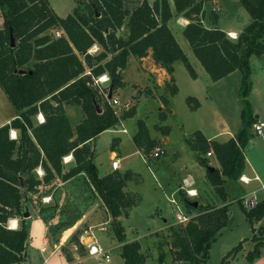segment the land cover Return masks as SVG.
Masks as SVG:
<instances>
[{
	"label": "trees",
	"instance_id": "obj_1",
	"mask_svg": "<svg viewBox=\"0 0 264 264\" xmlns=\"http://www.w3.org/2000/svg\"><path fill=\"white\" fill-rule=\"evenodd\" d=\"M175 10L189 19L183 28L196 58L213 81L239 70V96L242 104L241 126L227 141L207 140L200 130L186 138L201 165H207V152L214 153L220 168L207 169V181L213 186L219 205L199 206L197 215L186 224L170 225L173 259L188 264H206L209 247L220 229L227 224L228 206L225 181H237L245 168L244 149L252 138L256 122L249 95L252 90L250 57L264 56V0H239L250 16L236 39L202 22L206 0H173ZM98 12V15L96 14ZM218 12H211V24L218 22ZM0 87L17 111V116L0 126V264L19 263L25 258L27 218L23 217L24 197L41 183L56 176L63 180L85 173L111 220L110 231L121 242L120 255L124 264H145L138 240L127 241L118 217L128 215L135 203L125 187L133 172L113 170L100 176L93 161L92 141L119 120L135 115V107L117 114L109 104L106 92L98 93L94 78L106 73L109 90L125 85L122 71L129 58H142L152 50V58L170 76L165 88L170 96L177 93L173 64L181 61L191 77L196 72L167 25L172 17L168 0H141L131 10L122 0H78L65 17L55 13L48 0H0ZM128 25V34L118 31ZM52 29L62 30L60 36ZM13 40V43H12ZM98 43L101 51L90 54L88 49ZM20 69L25 73H19ZM88 69V70H87ZM108 93V91H107ZM191 110L200 105L193 96L185 99ZM165 106L169 100L162 98ZM67 105L80 107L83 118L74 127L66 113ZM97 105L101 112H97ZM42 113L43 122L34 121ZM134 143L145 151L156 146L144 121H137ZM18 129L19 139L10 138V129ZM169 127L162 131L168 134ZM72 154L74 165L64 171L63 157ZM41 167L43 175L34 171ZM24 184V187L22 186ZM253 225L264 218V198L256 207L246 210ZM182 201L194 208L185 195ZM10 217L18 218L17 228H9ZM254 230V228H252ZM253 249L246 259L252 262L264 248V238H253ZM242 248L241 242L222 259L227 264ZM162 260V258H160ZM162 264H165L162 262Z\"/></svg>",
	"mask_w": 264,
	"mask_h": 264
},
{
	"label": "rangeland",
	"instance_id": "obj_2",
	"mask_svg": "<svg viewBox=\"0 0 264 264\" xmlns=\"http://www.w3.org/2000/svg\"><path fill=\"white\" fill-rule=\"evenodd\" d=\"M52 5L59 9L58 7H65L68 8L71 3H74V0H51ZM78 0H75L77 3ZM237 1V0H236ZM240 6L243 9V6L239 1L235 3L233 0H223V11H222V21L221 24H233L234 21L236 22H242V15L240 14L239 8ZM131 8V6H129ZM209 12V15L211 12H220L219 5L216 3H213ZM245 12V11H244ZM206 14L204 11V14L202 16L204 22L206 21ZM246 16L248 15L245 12ZM250 20V19H249ZM2 17L0 15V27L2 26ZM57 29H52L49 32L53 35H56ZM227 34V33H226ZM183 38V37H182ZM183 40H185L183 38ZM186 42V48L191 52V49L189 47V44ZM250 67H251V79L253 82L252 90L249 95V100L252 105V110L254 112V116L258 115L259 121L264 122V56L257 57L255 55H252L250 57ZM88 70V69H87ZM178 82L180 85V92L175 96L174 99L171 100V104L169 108L174 109L173 114H168L167 112V106L164 107L160 113L157 112V106L160 104L158 100H153L150 96L145 95V88L144 86H141L139 82V73L136 69V64L133 62H130L127 66V69L125 71V80L129 81V87L126 90H122L121 88H117L113 92V96H118L121 102H125L128 105L126 107H123L122 109H119V107L114 106L116 110H118V113L120 114L121 111L135 107L139 105V115L140 119H144L149 121L151 128L155 129L158 128V124H163L161 127L162 129L166 126H170L171 128V136L170 141L171 143H176L180 141L181 139L186 140V138H189L194 131L200 129H204L206 133H212L222 127V125L227 124L228 127L231 129V131H237L241 126V109L242 104L239 96V86L241 81V73L239 70H236L232 75L229 77L223 79L222 81L216 82V83H208L204 82V79L199 81V88L201 89L202 96L201 99L203 101L202 108L197 111H192L189 106L187 105L185 99L187 96H190L192 94L193 88L191 86V81H188L186 78L187 71L183 69V71H178ZM188 76V75H187ZM189 77V76H188ZM191 80V79H190ZM138 84V89H134L133 84ZM96 82H93V85H96ZM150 87V86H149ZM154 92L157 94L158 97H160V93H163V89L158 90L156 87L154 88V85L152 86ZM96 88L98 90V93H101L102 95L104 92H109V81L106 82H99L98 85H96ZM143 88V89H142ZM157 89V90H156ZM152 91V90H151ZM140 93L144 95L142 99L140 98ZM166 93H169L166 90ZM208 94V98L204 96V94ZM194 97V96H193ZM195 98V97H194ZM0 106H2L0 104ZM70 108V114L72 117L76 118L78 115V109L76 107H69ZM147 115V116H144ZM161 115H164L168 118L163 122V118H160ZM158 116V118L156 117ZM73 119V118H72ZM160 120V121H157ZM138 120V119H137ZM156 120V123L153 124V122ZM37 121V119H35ZM136 121V119H135ZM134 121V123H136ZM163 122V123H162ZM152 129V130H153ZM251 131L253 133L252 138L247 145V147L244 149V155L247 160V166L248 169L246 170V173H248V176H254L258 175V177L261 179L262 184L264 183V134L263 136L257 135L253 132L252 127ZM264 132V127H263ZM111 133L105 132L101 133L95 140L96 144V150L99 153L96 158V163L100 168L105 166V163L107 162V146H108V139ZM222 138V137H219ZM162 146V145H160ZM173 150V148L171 149ZM170 154L171 151H167V154ZM166 155H162L160 157H152V158H158L160 161H164L166 165L170 163V160H168V157ZM163 157V158H162ZM183 159L187 160L186 154L184 152ZM69 161V159H66ZM63 163L65 168L68 169L71 166L74 165V159L70 162ZM159 161V162H160ZM152 163L148 164L152 172L154 171V175L152 176L149 168L146 167L143 163L137 164V169L140 170V173L142 176L145 177V184L142 186H139L136 184V182H131V188L135 192H139L140 196H142V201L139 205V208L136 210H133L128 218H126L124 221L126 229V234L128 237L139 240L141 244L140 251L146 256L145 264H188L187 262L183 261H176L173 259V253L171 249V230L164 226H162L160 229L158 228L159 221H162V218H166L171 222H174L172 224L175 225H182L183 223H180L177 221L175 217L176 212V206L172 202L168 201L165 197H163L162 190L166 189L164 188L161 178L157 177L156 168L153 165L154 163H159L157 159H152ZM212 162L215 161L212 159ZM160 171H164L167 173V166H161L158 167ZM168 168H170L168 166ZM254 170L252 172L251 170ZM156 172V173H155ZM34 173L39 177L40 174L37 170L34 171ZM159 174V173H158ZM160 175V174H159ZM84 177V176H83ZM155 177V178H154ZM84 182L85 181V178ZM152 182V183H151ZM240 181H226L224 184V187L227 192V202L229 203L228 206V221L225 226H223L219 233L217 234L216 239L211 243L209 247V258L207 260L206 264H221L222 259L224 256L237 244L240 242L242 243V247L237 253L234 259L229 258V262L227 264H264V250H261V256L260 258L254 260L253 262H249L246 259V254L249 250L253 249V238H264V218L261 220V222H256V227L254 230H252V225L247 219L244 211L242 210L241 203L238 201V196L241 194H244V190L242 189ZM260 181L253 180L250 183L246 184V188L252 189L256 188L257 186H260ZM153 185V187L151 185ZM55 184L48 185V187H45L41 190H36L30 194H28V200H27V207L29 208L28 204L30 201V205L33 206L35 209H40V211L44 209H49L50 212H53L59 216H51L54 219V224H52V231L51 235L54 236V239L58 240V235H54V232H61L62 229L68 227V225H73L76 223L77 220L83 217L86 213V209L82 204H80L79 207L76 206L75 202L73 200L67 199V196L64 198H55L54 204L49 201L47 203L48 207H42V203L40 200V196L42 193H48L47 190H53ZM195 186V185H193ZM204 186V185H203ZM175 188H172L171 190H174ZM46 192H43L45 191ZM205 190V191H204ZM203 192H198V195L195 198L189 199L188 193L186 190L180 189L179 192L176 190V199L180 200L183 195H185L191 202L196 201L198 202V206L201 205H219L220 201L215 194V191L211 187L204 188ZM156 192V193H155ZM70 194V192H67ZM74 193V192H73ZM78 193V192H76ZM57 194V193H56ZM82 196L88 197V201L90 204L94 205V208L87 214L88 221L85 224H81L80 226H87V223H98L103 221L107 218V211L103 209L102 203H100V200L98 199L95 192H80ZM264 194V190H258L257 196L260 198L261 195ZM96 199V201H95ZM158 203L159 209L157 210L154 208V202ZM182 200V199H181ZM179 201L180 207L182 210H186L189 212V214H192L194 209L188 208L185 206V204L182 201ZM243 204V198L241 200ZM155 203V205H157ZM53 204V205H52ZM195 208V207H194ZM197 208V207H196ZM85 209V210H84ZM29 210V209H28ZM156 211V214H160V210L162 212V216H149V213H152ZM49 214V213H47ZM52 215V213H50ZM158 219H160L158 221ZM12 221V220H11ZM177 222V223H176ZM9 225H12L11 222ZM131 226V228H130ZM160 226V225H159ZM84 227H81V230ZM110 228V225L108 226ZM157 229L156 231H154ZM108 233H111L110 230L107 231ZM100 237L104 236V232H99ZM67 234V233H65ZM105 237V236H104ZM104 237L101 239V242L106 245V239ZM72 242H76V238L73 237ZM117 242L115 240L111 241V253H110V260L108 262H105L102 259L95 258L93 256L85 255V256H78L77 254L73 255V258L71 257L72 253L66 254L67 259L69 261H73L71 264H124V260H122L121 255L118 254V249L115 247V244ZM108 245V244H107ZM108 247V246H107ZM75 252V251H74ZM79 252V251H78ZM82 255V254H81ZM76 257V259H75ZM58 258V259H57ZM162 258V260H160ZM43 256H41L38 252L36 257L33 258L32 262L28 264H42L43 262ZM61 257L56 256L52 259L49 264H60Z\"/></svg>",
	"mask_w": 264,
	"mask_h": 264
},
{
	"label": "crops",
	"instance_id": "obj_3",
	"mask_svg": "<svg viewBox=\"0 0 264 264\" xmlns=\"http://www.w3.org/2000/svg\"><path fill=\"white\" fill-rule=\"evenodd\" d=\"M48 1H49L50 6L52 7V9L55 11V13H57V15H59L61 17H65L67 14L71 13L73 8L77 5V3L74 0V3H71V5L68 8L59 6L58 7L59 9H56L52 5V1L51 0H48ZM122 1L124 4V7L131 10L133 7H135L137 4H139L141 0H122ZM233 1H235V3H237V1H239V0H237V1L233 0ZM148 2L150 4H152L154 2V0H148ZM168 2H169L170 9L172 12V17L168 20L167 25L170 28V30L172 31L176 41L178 42V44L180 45V47L182 48V50L186 54L191 65L193 66V68L196 72V77L195 78L191 77V75L189 74V72L187 71V69L185 68L184 64L181 61H179V60L175 61L173 64V67H174L173 78H174V84L177 86V93L173 96H170L169 93H166V88H165V83L170 80V76L166 72V70L160 66L159 63H156L154 61V59L152 58V50L151 49L148 50V55L145 57L136 58L134 56H131L129 58L128 65L130 62H133V61L136 64V69L139 73V82L138 83H140L141 86H144V88L146 86V88L144 89L145 95L148 94L147 96H150L153 100H158L160 102V104L157 106V109H156L157 112H159V113L161 111H164L162 109L164 107H166L162 102L163 97H166L170 103L171 100L174 99L177 94H179L180 85L178 82V74L177 73H178V71H183V69H185V71H187V74H185L186 78L188 79V81H191V86L193 88L192 94L190 96H194L200 103L198 108H196L195 110H192V111H197V110L202 108V104H203V101L201 99L202 92H201V89L199 88V81L201 79L202 80L204 79V82H206V83H208V81H210L209 83H216V82L222 81L223 79L229 77L236 70L231 72L230 74H228L227 76H225L224 78H222L218 81H213L209 77V75L207 74V72L205 71L203 66L201 65L200 61L194 55L188 40L183 35V28L189 22V19L187 17H185L182 13L176 12L173 0H168ZM213 3H216L217 5H219V8H220V12L218 14V22L216 25L211 24V22L209 20V16H210L209 12L211 10L209 8L211 7V5ZM129 6H131V8H129ZM238 8H239L240 14L242 15V22L234 21L233 24L229 23L227 25L226 24L222 25L221 21H222V11H223V0H206V2L204 4V11H205V13L207 12L206 17H205L206 21L204 22V20L202 18V22L207 27L216 26V27L220 28L221 30L225 31L227 34L232 32L235 34V36H238V34L243 29V27L247 23H249V21H250L249 19H251L249 14L247 13V11L244 9V7H243L244 10H242V8L240 6H238ZM244 11L248 14L247 16H246ZM121 33L123 34V29L118 31V34H121ZM182 37L185 40H183ZM185 41L188 42L189 47L191 49V52L186 48L187 44ZM101 49H100V51H101ZM99 52H97V53H99ZM126 69H127V67L122 71L123 81L125 83V85L123 87H121L122 90L123 89L126 90L130 85L129 81L125 80V77H124ZM153 85H154V88L156 87L158 90L163 89V93L162 92L160 93V95H161L160 97H158L157 94L154 92L153 87H152ZM133 87H134V89L137 90L139 86H138V84L134 83ZM113 92L114 91H112V96H113ZM139 96L141 99H142V97H144V95H142V93H140ZM204 96L206 97V99L208 98L207 93L204 94ZM115 98H118V96L115 95ZM144 99H146V98L144 97ZM0 104L2 105V106H0V126H2L3 124L9 123L13 118H15L17 116V111L14 109V107L12 106L10 101L8 100L6 94L3 92L1 87H0ZM170 104H169V106H170ZM73 106L78 109V113H77L78 116L76 118L72 117L70 112H69L70 111L69 107H73ZM73 106L67 105L66 106V113L68 115V118L70 120L71 125L74 127L76 124H78L81 121V119L83 118V115H82V112H81V109L79 106H77V105H73ZM169 106L167 108L168 109L167 112H168V114H173L174 109L169 108ZM112 107L114 108V106H112ZM122 108H119V109H122ZM139 114H140L139 113V105H137L135 108V115L134 116L126 118V119H121V120H119V122L116 125H114L108 129L104 130L103 132H101V133H105V132L111 133L109 136V139H108V143H107L108 144V146H107V151H108L107 159L108 160L105 163V166L102 168H100L98 166V164L96 163L97 155H99L100 152H98L96 150V144L94 142V140L101 133L98 136H96L94 138V140L92 141L93 161L98 168V173L100 176H104V175L110 173L111 171H113L111 169L112 157H117L120 160L119 167L117 170H119L121 172H124L126 170H131L133 172L131 179L127 181V185L125 187V190L134 195L135 203L131 207V209L129 210L128 215H126V216L122 215V216L118 217L119 221L121 222L122 226L125 229V233H126L127 227L124 224V222H125L124 220L130 216V214L133 210H136L137 208H139V205L142 201V196H140L139 192H135L131 188L130 183L134 181L139 186H142L145 184V177L141 175L140 170L137 169L136 166L138 163L145 164L146 167L149 168V171H150L151 175L153 176L154 171L152 172V170L150 169L148 164L152 163L151 162L152 159H155V160L157 159L158 162L160 161V160H158V158H152V157H154L152 155V150L155 146L153 148H151L149 151H145L144 145L141 147H138L134 143L133 136L138 130V126H137L138 120L144 121L145 125L148 128L149 136L156 140V143H157L156 146L162 145L161 147L163 148L164 151L160 156L166 155L167 151H171V156L169 153L166 156V157H168V160H170L169 164L166 165L165 163H163L164 161L162 160L159 163H154L153 165L156 168L157 177H159V179L161 178V182H162L164 188H166V189L162 190L163 191L162 192L163 197H165L170 202H172L171 199H175V201H176V203L172 202L176 206L175 217L177 216V213L179 211H181V213L184 214L185 216L189 217V220H190V218H192L193 216L198 214V212H199L198 208L200 206V205L199 206L197 205L196 206L197 209L193 210V211H197V212H193L192 214H189V212L186 210H182L180 207V204H179V201L182 199V197L180 200L176 199V197H177V195L175 194L176 190H178V192H179L180 189H183V190H186L187 188L195 189L196 194H193V195L188 194L189 199L195 198L198 195V192H203L204 188L208 189L209 187H211L213 189V186L207 181V177H206L207 169H209V168H213V169L220 168L219 161L213 152L210 156H207V154H206V156L209 160L207 165L206 166L201 165L196 160V158L194 156L195 153L192 149H190L189 145L186 143L185 138H184V140L181 139L180 141H178L176 143H171V141H170V136H171L170 126H168L169 127L168 134H164L162 131H164L166 127L162 129L161 126L163 124L160 123L158 125H155L154 124V123H156V120H155L153 122V124L155 126H158V128L155 127V129H153V128H151L149 121L144 120L143 118L140 119L142 116L140 117ZM144 116H147V115H144ZM156 117L158 118V116H156ZM160 118H163L164 119L163 122H164L168 118V115H167V117H165L164 115H161ZM255 118H258V115H256ZM35 119H37L36 122L40 123V122L44 121V116L42 113H38L34 117V121H35ZM135 119H136V121H135ZM134 121L136 123H134ZM157 121H160V120L157 119ZM256 121H259V120L257 119ZM123 129H125L126 131H124ZM16 130H17L18 139H19L20 132L18 129H16ZM198 130H200L204 134V136L207 138V140H216V141H220V142L227 141L230 137H232L236 133L235 131L234 132L231 131V129L228 127L227 124L222 125V127L220 129H218L212 133H209V134L206 133L204 131V129L202 130L199 128ZM219 137H222V138H219ZM172 148H173V150H171ZM184 152L186 154L187 160L183 159ZM67 156H69L68 159L71 157V159H70V161H71L73 158L72 154H68ZM160 156H158V157H160ZM212 159L215 161L214 163L212 162ZM245 159H246V157H245ZM70 161H68V162H70ZM245 161H246L245 162L246 164H245L243 174L248 175V173H246V170L248 169L247 160H245ZM63 163H66V162H63ZM161 163H162V166H165V167L167 166V173H165L164 171H160V169L158 168L159 166H161ZM168 166L170 168H168ZM65 170H67V169L64 166V171ZM251 171L255 173V171L253 169ZM83 178H85L86 182H84ZM259 181H260L259 182L260 186H257L256 188H252L249 190L246 188V186H245L246 184H242L241 182H239L242 189L244 190L243 191L244 194H241L238 197L244 198L252 190H256L257 192H258V190H264V187H263L264 183L262 184L261 179ZM225 183H226V181H225ZM53 184H55L53 190H47L48 193H42L40 196V200H41V203L43 205L42 207H48L47 203L49 201H51L53 203L55 198H58V197L64 198L65 196H67L66 200L67 199L73 200L77 207H79L80 204H82V206H84V208L86 209V212H85L86 214L83 215L82 218L77 220L75 224L68 225V227L62 229L61 232H54V235H58L57 237H59L58 240L57 239L55 240L54 236L51 235V232L54 231V230L52 231V224L55 223L54 219L51 216H53V215L59 216L58 213L56 215L55 213L50 212L51 211L50 208L44 209L42 211H40V209H38V208L34 209L33 206L30 205V201H29V204H28L29 208L28 207L27 208L29 209L28 211L30 213V216L27 218V225L28 226H27V238L25 241V247H26L25 258L19 263H12V264H28V263L32 262L33 258L36 257L38 252L44 258L42 264H49V262H51L52 259L58 255H59V257H61L60 264H71L73 261H69L67 259L66 254L72 253V255H71L72 258H73L74 254H77L78 256L88 255L87 251L83 248L79 252H74V250L72 249V246L75 243L79 242V236L83 233V229L86 227H89V226L92 227V230H93L95 236L97 237L99 243L101 244V246L104 247L105 249H108L110 251V253H111L112 249H111V246L109 243H111V241L115 240L117 242L115 244V247L118 249V254L120 255V246L122 243L119 242L114 237V235L112 233L107 232L110 230V228H108V226H109V221L111 220V217L109 216L105 205L103 204L99 195L96 193L92 184L89 182L85 173H83V172L79 173V174H77V175H75L69 179H66V180H63L61 177L56 176L52 181H50L48 183H41L36 188V190L37 189L41 190L45 187H48V185H53ZM193 185H195V186H193ZM151 186L153 187V185H151ZM175 187H176V189L171 190L172 188H175ZM213 191H214V189H213ZM225 191L228 192V190H226V189H225ZM43 192H46V190ZM67 192H70V194ZM76 192H78V193H76ZM80 192H95L98 199L100 200V203H102V205H103L102 206L103 209H105L107 211V218L101 222H98V223L89 222V223H87V226H80L81 224H85L88 221L87 214L92 210V208H94V205L87 202L88 197L82 196V194H80ZM63 194L65 196H63ZM175 195H176V197H175ZM46 196H50L51 198L49 201L43 202L42 197H46ZM263 198H264V194L261 195L259 200H261ZM95 201H96V199H95ZM155 203H157L156 200H155L153 206H155L154 208H156L158 210L159 209L158 203H157V205H155ZM47 213H49V214H47ZM50 213H52V215ZM148 215L151 217L162 216V212L160 210V214L157 215L156 211L153 210V212L149 213ZM13 219L17 220L16 226L11 227V225H9V223L10 222L12 223L11 220H13ZM159 220L160 219H158V221ZM261 220L259 222H261ZM172 223H174V222H171L166 218H162V221L161 220L159 221L160 226L158 225L157 229H160L164 225L166 227H168L170 225H174ZM186 223L187 222H184L183 224H186ZM18 224H19L18 218H16V217H10L9 218V220H8L9 228L15 229L18 227ZM162 224H164V225H162ZM81 227H84V228H82V230H81ZM255 227H256V222H254L252 225V228H255ZM130 228H131V226H130ZM157 229H155L154 231H156ZM99 232H104L105 237L104 236L100 237ZM65 233H67V234H65ZM73 237L76 238L75 243L72 242ZM103 237H104V239H106L105 240L106 245H104L101 242V239ZM126 240L132 241V240H138V238L133 239V238L128 237L126 234ZM254 243H255V241L253 242V246H254ZM241 245H242V243H241ZM262 249L264 250V248H262ZM260 256H261V253H260L259 257H257L256 259L260 258ZM234 258H232V259H234ZM75 259H76V257H75ZM256 259H254V260H256ZM122 260H123V258H122Z\"/></svg>",
	"mask_w": 264,
	"mask_h": 264
},
{
	"label": "built area",
	"instance_id": "obj_4",
	"mask_svg": "<svg viewBox=\"0 0 264 264\" xmlns=\"http://www.w3.org/2000/svg\"><path fill=\"white\" fill-rule=\"evenodd\" d=\"M62 33H63L62 30H56V36H60ZM227 36L231 39L237 38V36H235V34L232 32L228 33ZM100 49H101V46L98 43H94L88 49V52L90 54H97V52H99ZM106 81H109V76L106 73H103V74L97 76L96 78H94V82L97 83L96 85H98L99 82H106ZM107 94L108 93H105L106 97H107ZM107 100L111 106H116L119 108L126 107L128 105L125 102H121L118 98H115L114 96H111V98H109V99L107 98ZM115 112L117 114H119L118 110H116V109H115ZM263 127H264L263 121H256L252 125V130L257 135L263 136V134H264ZM123 130L126 131L125 129H123ZM9 135H10V138H12V139H16V140L18 139V134H17L16 129L11 128ZM163 151L164 150L161 146H155L152 150V155L154 157H158L163 153ZM211 154H212V151L207 152V156H210ZM68 157L69 156H67V155L64 156L63 162H67L68 160H66V159H68ZM70 159H71V157L69 158V161H70ZM119 163H120L119 158L112 157L111 169L112 170L118 169ZM36 170L38 171V173L40 174V177H41L43 175V170L41 169V167H38ZM238 180L242 184H248L253 180L259 181L260 179H259L258 175L248 176V175L242 173L241 176L238 178ZM186 192L190 195H193V192H194V194H196V190L192 189V188H187ZM50 198H51L50 196L42 197V201L47 202L50 200ZM171 201L173 203H176L175 199H171ZM258 202H259V198L257 196L256 190H252L243 198V206L246 210H252L253 208L256 207ZM176 219L180 223H184V222L189 221V217L182 214L181 211H179L177 213ZM82 248L87 251V254L89 256H93L95 258L102 259L105 262H108L110 260V251L101 246V244L99 243L97 237L95 236V234L92 230V227H90V226L83 229V233L79 236V242L75 243L72 246V249L75 252L80 251Z\"/></svg>",
	"mask_w": 264,
	"mask_h": 264
},
{
	"label": "water",
	"instance_id": "obj_5",
	"mask_svg": "<svg viewBox=\"0 0 264 264\" xmlns=\"http://www.w3.org/2000/svg\"><path fill=\"white\" fill-rule=\"evenodd\" d=\"M96 14L98 15V12ZM128 29H129L128 25H125L124 28H123V35L124 36H127ZM12 43H13V40H12ZM18 72L19 73H25L26 71L23 70V69H20ZM111 96H112V89L109 90V92L107 94V98L109 99V98H111ZM97 112H101V107L98 106V105H97ZM92 156H93V153H92ZM210 170H213V168H210ZM22 186L24 187V184H22ZM23 200H24L23 217L24 218H28L30 216V213H29L28 208H27V198H26V196L24 197ZM191 204H192V206L196 207L198 205V202L193 201V202H191Z\"/></svg>",
	"mask_w": 264,
	"mask_h": 264
},
{
	"label": "bare ground",
	"instance_id": "obj_6",
	"mask_svg": "<svg viewBox=\"0 0 264 264\" xmlns=\"http://www.w3.org/2000/svg\"><path fill=\"white\" fill-rule=\"evenodd\" d=\"M193 194H194V192H193ZM16 221H17V220H14V219L12 220V223H11L12 225H11V227L16 226Z\"/></svg>",
	"mask_w": 264,
	"mask_h": 264
}]
</instances>
